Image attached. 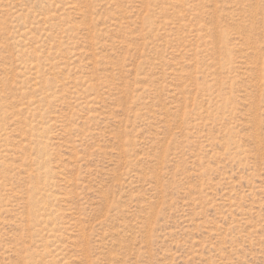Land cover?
I'll return each mask as SVG.
<instances>
[{
	"label": "rangeland",
	"instance_id": "rangeland-1",
	"mask_svg": "<svg viewBox=\"0 0 264 264\" xmlns=\"http://www.w3.org/2000/svg\"><path fill=\"white\" fill-rule=\"evenodd\" d=\"M0 264H264V0H0Z\"/></svg>",
	"mask_w": 264,
	"mask_h": 264
}]
</instances>
